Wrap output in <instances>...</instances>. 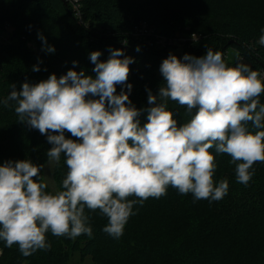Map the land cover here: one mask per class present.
<instances>
[{"label":"clouds","instance_id":"obj_1","mask_svg":"<svg viewBox=\"0 0 264 264\" xmlns=\"http://www.w3.org/2000/svg\"><path fill=\"white\" fill-rule=\"evenodd\" d=\"M257 43L264 46V34ZM109 51L104 62L99 51L90 54L95 77L70 69L59 78L52 74L36 84L25 82L20 91L13 85L0 100L4 107L14 102L18 120L46 135L52 145L49 164H58L63 154L67 166L62 190L48 192L44 165L28 159L0 164V241L8 248L18 245L24 257L50 249L49 232L92 238L86 208L99 210L108 221L102 230L119 239L134 206L166 195L169 186L195 200L223 199L229 183H214L217 165L210 149L231 157L237 182L245 186L255 174L253 165L264 163L260 71L243 62L229 66L212 48L182 60L169 54L160 65L164 84L158 96L148 90L151 107L137 109L127 83L133 58L120 49ZM117 85L128 92L117 94ZM170 101L186 108L188 122L178 126ZM143 112L147 122L141 125ZM65 131L75 139L66 138Z\"/></svg>","mask_w":264,"mask_h":264},{"label":"trees","instance_id":"obj_2","mask_svg":"<svg viewBox=\"0 0 264 264\" xmlns=\"http://www.w3.org/2000/svg\"><path fill=\"white\" fill-rule=\"evenodd\" d=\"M79 11L80 19L67 0H0V30L12 27L11 42H0V100L13 85L20 91L25 82L36 84L52 74L59 78L70 69L95 77L90 54L99 51L104 62L110 49H120L134 61L127 80L132 85V105L151 107L148 90L158 96L164 84L160 65L172 46L136 38L133 31L141 22L166 37L200 33L181 54H173L179 59L185 54L204 56L209 48L223 52L230 46L237 53L231 60L224 59L229 66L243 62L253 70L264 67V46L257 43L264 34V0H79ZM27 40L34 46L27 47ZM47 47L55 51L48 52ZM116 90L128 92L122 85ZM260 100L264 103V94ZM10 104H0V164L28 159L44 165L52 145L46 135L20 122L14 102ZM168 107L178 126L190 119L191 114L176 102L170 101ZM139 119L141 125L146 123L147 113ZM249 130L255 131L251 124ZM65 136L75 139L67 131ZM209 151L217 165L214 183L223 179L229 183L223 199L195 200L192 194L181 195L169 186L166 195L134 206L135 214L119 239L102 230L108 221L99 210L86 208L92 238L86 234L75 239L56 237L49 232L51 248L29 257L20 253L18 245L8 248L0 241V264H69L74 252L90 257L94 264H264V163L253 165L255 174L245 186L237 182L236 166L228 154ZM64 160L62 154L52 169L55 191L62 190L67 174ZM46 191L55 192L49 185Z\"/></svg>","mask_w":264,"mask_h":264},{"label":"built area","instance_id":"obj_3","mask_svg":"<svg viewBox=\"0 0 264 264\" xmlns=\"http://www.w3.org/2000/svg\"><path fill=\"white\" fill-rule=\"evenodd\" d=\"M72 5L76 16L80 19V11H79V1L78 0H68ZM81 21V20H80ZM133 35L136 38H146L149 42H155L160 46L169 45L178 46V54L182 53L184 47L190 45L195 42L201 36L200 33L196 32H181L173 37H166L155 32L154 28L147 25L146 22H141L133 31ZM223 54V58L227 57V50L221 52ZM239 59L242 60V56H239ZM264 77V67L259 70Z\"/></svg>","mask_w":264,"mask_h":264},{"label":"rangeland","instance_id":"obj_4","mask_svg":"<svg viewBox=\"0 0 264 264\" xmlns=\"http://www.w3.org/2000/svg\"><path fill=\"white\" fill-rule=\"evenodd\" d=\"M68 1V0H67ZM79 1V0H78ZM12 27L8 25L7 30H0V42L3 43H9L11 42L12 38L10 37ZM27 47L34 46V43L32 40L26 41ZM178 46L174 45L172 46V49L168 50L171 54H178ZM236 51L232 47H227V57L226 59L231 60L236 56ZM182 60V58H181ZM55 162L49 164L48 160L45 162L44 167L42 168L43 178L46 181V183L50 186L52 190H56L55 182L52 177V169ZM2 250L0 249V255ZM69 264H94L90 257L88 256H81L78 252H74L71 255V258L69 260Z\"/></svg>","mask_w":264,"mask_h":264}]
</instances>
